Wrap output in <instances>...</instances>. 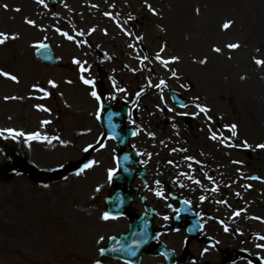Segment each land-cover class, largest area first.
<instances>
[{
	"label": "rangeland",
	"instance_id": "374dc122",
	"mask_svg": "<svg viewBox=\"0 0 264 264\" xmlns=\"http://www.w3.org/2000/svg\"><path fill=\"white\" fill-rule=\"evenodd\" d=\"M56 1L52 7L50 0H44L47 7H43L35 0H0V32L19 37L0 46V71L15 75L20 81L19 84H13L12 81L0 77L3 81L0 82V127L22 131L26 135L39 132L42 138L46 137L52 141L26 142L23 137H19L21 143L10 138H3L1 142L0 264H67L70 260L63 261L67 256L64 246L67 234H73V228L84 229L86 238L97 236L106 226L102 219V203H98L94 212L92 202L87 201L86 205H83V199L78 195V186L84 183L81 192L90 199L93 187L104 182L106 165L84 170L81 175L75 174L67 181L58 180L43 184H39L23 166L28 162L41 171L48 172L51 168H59L66 162L75 160V154H81L80 145L89 138L86 132L91 129L90 115L94 113L97 104L90 95L93 89L82 84L81 75L95 82L94 90L97 94L103 93V85L106 92H116L123 99L128 96V100H133L134 95L144 89L140 102H147L151 97L153 89L149 84L156 85L157 81L163 80L169 87L178 88L179 92L181 90L180 93L192 106V115L197 112L194 106L196 104L210 109L207 113L208 120L205 121L206 129L201 133L197 131V127L191 131V128L195 127L193 120H188L190 115L183 118L182 114L188 113V110L180 107L178 108L182 112V119L178 122L181 126L176 127L173 115L176 105L168 94L167 106H157L162 103L158 100V104H154V108L150 109L163 120L165 117L161 115L165 111L170 123L168 117L163 123L157 119L155 121L154 115L146 109L149 106L143 109L142 105L138 120L146 132L144 123L148 124V132L153 134L154 139L148 149L164 148L165 154L169 155L167 159L159 160V164L167 165V168L172 169L177 159L186 161L188 167H181L177 175L183 178L181 171H187L188 176L192 178L190 186L192 185L196 193H185V196L191 198L199 208L215 212L218 217L215 221L217 224L220 219L231 220L233 212L241 208H251L248 214L253 217L261 216L264 221V160L259 158L264 154V149L226 147L229 153L234 154L229 159L224 152L216 149L217 145L224 146L220 139L224 136L223 141L226 143L227 138L236 145L247 141L252 148L264 144L263 130L253 131V126L249 125L253 134L246 137L239 131V113L243 110L242 99L244 100L245 96L242 87L250 84L259 90L264 98V67H257L253 62L254 59L264 60V0ZM181 1L189 6L187 9L191 23L193 22L192 30L182 28L176 34L170 29L169 14H175V11L181 13L180 8H177ZM4 5L8 6V10H5ZM148 6L155 11V15L149 11ZM15 8H20L21 11H14ZM105 12L118 17V23L130 35H125L110 21L106 23L103 15ZM25 19L34 21L37 27L25 24ZM225 22H232L227 31L222 30ZM93 28L95 32L88 35ZM56 29L83 43L77 46L76 42H70L59 35ZM230 29L236 31L234 36L220 41L214 40L213 36L217 31L225 33ZM79 32H83L84 36H77ZM140 37L142 39H139ZM41 42L50 44L54 52L62 57V68L45 67L36 60V48L32 45ZM232 43H238L241 47L229 51L226 45ZM130 44L133 47H129ZM187 45H190V48ZM213 48H220L222 51L216 53ZM157 53L165 60L178 58V62L165 68L156 60ZM145 57L147 59H143ZM73 59L83 64L86 69L84 73L77 70L80 68L72 63ZM201 60H206L207 63H199ZM192 65L195 66L196 76L186 73V68ZM213 68L216 72L211 71ZM173 72L179 79L172 76ZM99 77L101 81L98 80ZM214 80L218 84V94H214ZM49 81H54L58 87L49 88ZM34 86L45 88L50 97L30 98L42 95L32 91ZM120 89H124L123 93H120ZM10 96L21 99L5 101L4 98ZM38 105L48 108L50 112L37 110ZM256 119L257 121H253L259 123L258 118ZM261 119L264 120V115ZM43 120H49L51 123L42 125ZM233 124L237 126L235 137L228 131ZM81 131L83 132L77 135ZM218 131V141L211 139L210 137L217 135ZM56 137L59 139H55ZM72 145L75 151H72ZM199 145L213 146L209 150H213L215 154L219 151L223 161L217 160V157L215 160L222 170L228 171L229 177L222 181L224 176L213 175V167L209 168L207 165L206 169H202L191 162L196 158L202 161L197 152ZM112 148L114 147L111 146L110 152L106 154L102 151V156L108 155L111 159ZM150 156L151 150L145 149L142 158L148 161ZM213 165L216 166L215 161ZM198 169L202 172L208 171L212 180L208 177L203 180L197 175ZM194 170L196 174H193ZM100 171L103 175L96 176V172L98 174ZM157 176L158 173L152 175V178ZM194 180H199L200 183H193ZM159 181H154L151 193L156 190L163 191L165 198L167 190L159 185ZM255 184L260 186L256 188ZM213 188L216 191H212ZM82 208L84 212L81 211ZM79 218L83 219L79 221ZM118 223L123 226L125 221ZM262 224L257 229L260 233L263 231ZM215 235L220 238L222 234L217 230ZM85 243H81L80 251L86 250L87 242ZM219 256L218 254L213 257L216 259Z\"/></svg>",
	"mask_w": 264,
	"mask_h": 264
},
{
	"label": "snow or ice",
	"instance_id": "6c2138e0",
	"mask_svg": "<svg viewBox=\"0 0 264 264\" xmlns=\"http://www.w3.org/2000/svg\"><path fill=\"white\" fill-rule=\"evenodd\" d=\"M35 2L37 4H39V5H42L43 7H47V5L44 3V0H35ZM3 7L5 8V10H8V6L7 5H4ZM92 7H96V5H92ZM148 7H149V11H152L153 12V15H155L156 13L151 8V6H148ZM13 10L16 11V12H20L21 11L20 8H15ZM105 15H110V14L105 13ZM24 23L27 24V25H29L30 27H34V28L37 27L36 23L34 21L30 20V19H25L24 20ZM231 26H232V22H225L222 25V30L227 31ZM41 31H46V29H41ZM56 31L59 33V35H61L62 37H64L68 41H70V42H76L77 43V46H79L80 43H83V41H79V42L75 41V38L72 35H69L66 32H61L59 29H56ZM93 32H95V28L91 29L89 31L88 35H91ZM105 34H107V33H105ZM76 35L82 37V36H84V33L83 32H79ZM125 35H130V34L127 33V32H125ZM17 39H19V37L17 35H9V34L0 32V46L5 45L9 40H17ZM139 39H142V37H140ZM32 47L33 48H36V49H40V50H46L48 48V45L46 43L41 42V43H37V44L32 45ZM129 47H133V45L130 44ZM226 47L229 49V51H235L236 49H239L241 46L238 43H232V44L226 45ZM161 51H163V49ZM213 51L216 52V53H220L222 50L220 48H213ZM145 59H147V57H145ZM229 59H231V57H229ZM156 60L162 66H164L165 68H167V66L169 64L177 63L178 62V58H172L170 60L162 59L159 53H157ZM253 62H254V64L257 67H264V60L254 59ZM72 63L79 66L81 73H83V72L86 71V69L84 68L83 64H81V62L79 60L73 59ZM199 63L205 64V63H207V61L206 60H201V61H199ZM172 76L175 77L176 79H179V77L176 76V73L175 72L172 73ZM0 77H3V78H5V79H7L9 81H12V82L16 83V84H19L20 83L19 79L15 75H12V74L7 73V72H4V71H0ZM242 79H243V77H242ZM80 80H81V82L84 85L89 86L90 88L93 89L90 92V95L93 97V99H95L96 101H100L101 100V97L94 90L95 89V82L92 81V80L86 79L83 75L80 76ZM67 83H72V81H67ZM164 86H165V82L164 81H161L160 84L157 85V87H161V88L164 87ZM48 87L51 88V89H55V88L58 87V85L54 81H49L48 82ZM120 90L121 91H124V89H120ZM32 91L37 92V93H42V95L41 96H38V97H30V98L47 99V98L50 97L49 91H47L45 88H41V87H38V86H34L33 89H32ZM139 95H141V94L140 93H137V96L138 97H139ZM4 99H5V101H8V100H17V99H21V97L10 96V97H5ZM194 106L198 109V112H196L195 115H199V114L203 113V114H205V116H207V113L210 111V109H208L207 107H203V106H201L199 104H196ZM182 107H187V105H182ZM37 110L43 111V112H50V110L48 108L43 107V106H39V105L37 106ZM171 110L172 109H169V111H171ZM97 118H99V117H97ZM41 123H42V125H47V124L51 123V121H49V120H43ZM228 131H230L232 133V136L235 137L237 135V126L235 124L231 125L230 128H228ZM0 137L5 138V139H9L10 138L12 140H16L18 137H23L26 142H31V141H34V140H37V141L46 140L48 143H51L52 142L51 139H49V138H46V137H43L42 138L39 132L30 134V135H26L24 132H22V131H16L14 129H4V130H0ZM210 138L213 139V140H216L218 137L215 134H213ZM55 139H59V138L56 137ZM220 139L223 141L225 138L224 137H220ZM98 143H100V141H98ZM103 146L104 145L101 144V147H103ZM224 146L225 147H233V148L242 147L245 150H248V149H252V150L264 149V144H259V145H256L255 148H252V146L249 145L247 143V141H243L241 145H236V144L232 143L229 140L227 143L224 144ZM88 150L89 149H85V151H88ZM188 159H191V158H188ZM193 162L198 163L196 161H193ZM233 163H239V162L238 161H233ZM94 166H96V162L95 161H93V162L85 165L84 166V169H81V172H78L77 175L78 176L81 175V173L84 170L90 169V168H92ZM115 175H116V172L114 170H112V169L108 170V173H107V179H108V181L111 182L112 179H113V177ZM189 179H191V177H189ZM252 179H258V178L257 177H252ZM193 183L199 184L200 181L194 180ZM246 187H248V186H246ZM100 190H101L100 188H96L95 189L96 192H99ZM212 191H216V189L213 188ZM157 195L158 196H161L162 194L161 193H157ZM237 195H239V193H237ZM240 214H241L240 212H236L235 213L236 216H239ZM115 218L116 217L110 216L107 212L104 213V215L102 216V219L104 221H108L110 219H115ZM165 219H167V217H165ZM224 230L227 232L228 231V228L225 227ZM257 238L258 239H261V240H264V236H260V237H257ZM258 247H260V246L258 245ZM101 254H103V249L101 250Z\"/></svg>",
	"mask_w": 264,
	"mask_h": 264
},
{
	"label": "bare ground",
	"instance_id": "6f19581e",
	"mask_svg": "<svg viewBox=\"0 0 264 264\" xmlns=\"http://www.w3.org/2000/svg\"><path fill=\"white\" fill-rule=\"evenodd\" d=\"M178 5V3H177ZM177 5L175 7H177ZM187 7L184 5L183 1H181L180 6H178L177 8L179 9L180 12L175 11V14H169L170 15V19H171V23L170 25V29L173 30L176 34L178 32H180V30L182 28H191L192 30V23L190 20V15H189V9H187ZM171 12V11H170ZM192 17V16H191ZM109 21V20H108ZM211 22V20H210ZM212 25V23H210ZM213 26V25H212ZM212 26L210 27V33L212 34ZM234 32H236L235 30L230 29L228 32H222V31H217V33L213 36L214 40H223L227 37L230 36H234ZM192 40V39H191ZM196 42V41H193ZM192 43V41L190 42V44ZM196 44H198V42H196ZM187 47L190 48V45H187ZM192 47V46H191ZM200 47V45H199ZM181 48V45H180ZM193 48V47H192ZM194 65H192L190 68H186V73H188L191 76H196L195 74V70H194ZM211 71H215L216 69H211ZM1 83H3L2 80H0ZM218 86V84L215 82V80L213 81V87L214 89V94H218L219 91L218 89H216ZM242 90L245 92V96H244V100L243 104V110L239 113V123H240V127H239V131L243 134H245L246 136L252 135L253 133L251 132V129L249 128V125L253 126V131L254 130H263L264 131V120H262L261 118L264 115V105H263V95L262 93L255 89L252 85L248 84L247 87H242ZM261 104V106H260ZM247 118V119H246ZM259 120V123L255 122V120L257 121V119ZM253 119H255L253 121ZM177 126H180V124H177ZM212 148L211 146H208L206 149ZM228 155L227 158H231L234 154L229 153V150H227ZM207 154V153H206ZM212 156V155H210ZM245 156H247V152H245ZM211 158V157H210ZM259 158L261 160H264V154H261L259 156ZM261 163V162H260ZM260 186V184H255V187L258 188ZM235 246L237 247V243H235Z\"/></svg>",
	"mask_w": 264,
	"mask_h": 264
},
{
	"label": "water",
	"instance_id": "95a60500",
	"mask_svg": "<svg viewBox=\"0 0 264 264\" xmlns=\"http://www.w3.org/2000/svg\"><path fill=\"white\" fill-rule=\"evenodd\" d=\"M49 59H46L45 61H48Z\"/></svg>",
	"mask_w": 264,
	"mask_h": 264
}]
</instances>
